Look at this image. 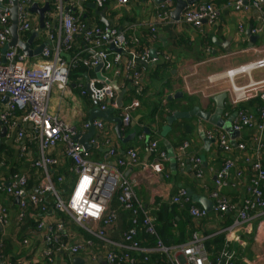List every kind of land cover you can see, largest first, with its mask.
<instances>
[{
    "label": "built area",
    "instance_id": "obj_1",
    "mask_svg": "<svg viewBox=\"0 0 264 264\" xmlns=\"http://www.w3.org/2000/svg\"><path fill=\"white\" fill-rule=\"evenodd\" d=\"M5 1L0 0V49L7 46L10 41V14L7 9L12 4L7 0L8 5H4ZM86 2H91L97 7H102L107 2L118 7H126L131 0H74L69 8L63 7L62 0H53V11L48 14V21L45 22L49 44L45 45L40 55L30 60L17 47H9L4 54L0 53V132L5 127V136L8 138L14 135L16 143H21L27 137L29 144H36L38 155L31 160L30 167L40 171L39 179L31 191L27 189L29 179L27 173L13 174L8 181L1 165L0 194L18 199L19 219L23 218L27 207H32L30 218L36 227L31 235L39 236L41 246L44 248L39 253L36 252L44 263H52L54 255L63 252L76 254L88 247V243L71 245L72 233L66 225L68 219L85 233L120 248L121 251L112 249L105 254V264H134L135 259L130 252L143 254L144 261H147L148 255L158 254L164 258L161 259L162 264H235L236 252L231 246L233 241L239 242V238H232L231 235L239 230L251 232L250 222L255 217L260 218L258 229L264 227V78L254 80L251 77L254 71L264 69V58L227 70L226 75L220 74L208 79L207 97L210 96L215 80L219 79L227 80L229 87L225 91L232 107L256 100L263 103L261 106L255 105L254 112L238 109L232 114H224L225 119L235 115L231 122L233 130L239 132V137L234 140L235 147L222 130L215 129L208 133V137L214 140L222 154V162L213 182L216 190L209 195L213 202V211L235 213L233 222L223 231L225 240L221 250L214 261H210L204 238L196 233L192 234L187 243L176 246H165L159 239L153 224L154 218L150 217L149 211L143 209L136 201L132 184L121 171L126 164L139 165L135 150L129 149L123 156L117 157V151L110 147L107 156L116 157L113 166L106 162L88 161L84 148L74 140L77 135L76 129L50 113L52 89L56 88L59 91V102L67 97L70 94V70L78 63L87 69L101 65L100 71L114 70L117 76L124 75L130 79L134 93L140 96L144 91L143 79L146 74L144 66L151 69L159 61L168 60V57L158 53L151 54L149 49L137 51L136 37H133L134 47L129 48L124 32L115 26L102 29L82 22L75 11L80 10ZM1 6H5L6 9L2 10ZM232 7L242 13L255 10L259 21L256 32L264 28V0H233ZM165 8L159 18L166 22L169 11L166 12L167 6ZM17 13V32L21 37L27 31H37L36 28L33 29L32 14L28 11L25 1L17 5ZM219 14L218 8L209 2L195 3L182 11L181 22L201 29L204 24L214 25ZM76 36L82 38L86 58L81 57L79 52L69 55ZM110 46L120 52L111 51ZM63 53L69 55L68 60L62 56ZM120 64L123 68H119ZM119 69L121 72H118ZM79 88V96L90 97L95 108L101 111L117 109L115 92L108 83L91 79L85 87ZM140 105V100L134 98L121 108L122 126L129 125L132 111ZM92 124L98 130L103 129L101 120H94ZM83 127L87 130L88 124L84 123ZM243 136L248 143L241 141ZM60 143L63 144L61 155L68 158L72 164L69 169L71 175L75 173L77 176L74 183H69V190L64 196L57 192L52 176V169L60 163L59 157L49 153ZM21 149L19 157L25 155L27 150L25 146H21ZM234 149L241 156V164L249 169L250 177L247 176L249 177L247 182L243 181L244 168L237 167L240 163L239 158L232 155ZM187 151L188 144L185 142L180 146L179 152L194 168L196 178L201 179L200 159L186 155ZM149 152L157 155L154 157L156 160L147 166L154 173H161L163 164L168 161L166 152L157 151V143L154 141L149 144ZM181 158L178 165L184 169L185 162ZM56 179L59 183L66 180L62 176ZM228 186L236 189L237 194L243 191L244 197L238 198V202H232L229 196L220 193L221 189ZM116 195L119 207L133 215L130 228L122 234L121 244L109 241L105 232V229L115 225L118 217L117 209H111L112 199ZM189 200L186 190L179 189L169 198V203L183 206ZM188 212L196 219L208 213L195 206H190ZM7 213V208L0 205V226L7 224ZM137 218L140 219L144 233L155 239V245L144 246L142 241L140 243L136 237ZM30 240L24 239L22 245L28 246ZM176 254L179 255L178 258ZM88 261L96 263L94 255H91ZM0 264L11 263L9 259L4 261L0 254ZM16 264L31 263L18 261Z\"/></svg>",
    "mask_w": 264,
    "mask_h": 264
},
{
    "label": "crops",
    "instance_id": "obj_2",
    "mask_svg": "<svg viewBox=\"0 0 264 264\" xmlns=\"http://www.w3.org/2000/svg\"><path fill=\"white\" fill-rule=\"evenodd\" d=\"M42 6L46 1L49 3L52 10L47 12L44 18V29L40 28L38 17L32 15L33 29L37 31H27V36L30 37L32 33L35 34L30 49L34 50L41 44H49L48 30L45 28V22L48 21V14L53 11V0H32ZM74 0H62L64 8H69ZM204 2H211L220 11L219 18L214 25L209 26L204 24L201 29H195L190 25L183 24L180 21L174 22L168 15V20L161 21L159 16L167 6L168 11H172L176 5L174 0H167L163 3H155V0H131L126 7H118L111 2H107L102 7H97L91 2H86L81 6L80 10H76V15L82 17L86 24H99L107 21L110 27H117L124 32H131L134 37L140 38L141 43H145L149 50L154 53L168 57L166 62L159 61L155 72L161 64H166L167 68L161 70L158 78L151 77L146 72L143 79L144 91H142L141 105L132 111V120L128 126L122 127V140H130L127 143L118 140L114 127L115 124L111 122H103V129H96L95 136L89 140L90 149L85 150L86 159L92 162H106L109 165H114L116 157L107 156L110 147L117 151V157L123 156L128 149H133L138 155L139 165L126 164L122 169L123 175L131 182L135 193V199L140 206L146 211H149V216L154 217L155 210H159L162 206L170 208L169 198L174 196L179 189L190 190L194 195L205 196L209 198L207 185L212 188L214 177L219 170L222 162V154L218 150L213 139L208 137V133L217 129L215 126L202 121L201 119L190 116L186 119L176 120L170 125V130L165 137L160 136L161 128L167 124L166 118L171 116L174 112H190L197 107L203 112L213 114L215 111V104L212 98H208L209 92L206 88L209 86L208 79L215 78L224 71L251 63L255 60L264 57V28L260 32H256V27L259 24L258 13L255 10H250L246 13L235 11L232 7L233 0H202L197 4ZM4 5H8L7 0ZM94 5V7H92ZM103 14L104 19L99 14ZM51 22V21H50ZM48 22V23H50ZM103 24V23H102ZM104 28L106 27L103 24ZM152 27H155L154 29ZM153 29V31H152ZM247 31L250 35H247ZM26 36V37H27ZM209 36L211 44L207 43L206 38ZM24 37V36H22ZM253 37V39H251ZM21 38V37H20ZM26 39V38H25ZM252 40V41H251ZM215 43L217 45H215ZM222 45L228 49L226 52L222 49ZM85 48L81 36H76L74 39L73 52L81 53V57L86 58V53L83 52ZM2 49H0V53ZM76 52V53H77ZM37 57L29 58L34 60ZM123 68L122 64L119 65ZM154 69L151 68V70ZM84 77V81L80 84L85 87L86 83L91 79L101 80L108 83L111 87L115 82L118 89L124 91L122 98V107L131 102L130 93L134 91L129 78L124 75L117 76L114 70L100 72L101 77H97L94 69H88ZM263 70V69H261ZM260 71V70H257ZM254 71V72H257ZM121 72V70H118ZM150 72V71H149ZM253 72V73H254ZM253 73L251 77L253 78ZM260 72L254 75V80L264 78V74ZM225 81L215 80L212 85L210 94L218 91L226 90L229 85ZM162 88V89H161ZM161 89V90H160ZM163 92L161 99L162 105H168L165 122L157 129L156 125L152 124L151 128L147 126H140L139 120L145 115H150L152 109L151 103L158 97V92ZM115 102L117 98V91H115ZM181 94L177 97L176 95ZM176 96V97H175ZM143 98V100H142ZM91 102V106L89 103ZM142 101L145 103L142 104ZM94 104L90 97H80L78 90L74 83L70 82V94L59 102V91L56 88L52 89L49 110L53 115L58 116L61 120L70 124L76 129V134L79 132L86 133L84 130V123H87L89 112L94 108ZM121 107V108H122ZM121 108L112 109V117L121 118ZM157 108V107H156ZM248 111L254 112L255 105L252 108H247ZM156 119L162 117L160 111L155 114ZM222 118L223 115H222ZM155 120V121H159ZM131 123L133 125H131ZM126 128H128L126 130ZM186 128H190V133H185ZM143 129V131H141ZM1 133V132H0ZM146 134H149L146 136ZM12 142L18 146V153L20 154L21 146L26 147L24 157V164L21 170L10 173L6 170L8 167L4 163V156H1L0 167L6 173L7 180H11L13 174L27 173L29 171L30 162L37 158L38 150L36 144H29L28 138L25 137L21 143H16L14 135L10 137H1L0 140ZM151 141L157 143V147L165 146L163 141H167L173 150L176 168L172 169L171 163L166 161L163 164L161 173H154L147 165L154 162V153L149 152V144ZM187 142L188 151L186 155L200 159V166L202 178L197 179L194 175L195 170L187 162V159L182 157L179 152L180 146ZM9 144V143H8ZM11 145V143L9 144ZM13 145V144H12ZM33 146V147H32ZM63 144H58L53 150L49 151L53 156H58L60 161L57 168H62L68 163L72 166L68 158L61 155ZM166 152V149L164 150ZM153 154V155H152ZM167 154V153H166ZM182 157V158H181ZM185 162L184 169L178 165L179 159ZM146 165V166H144ZM9 166V165H8ZM237 167L244 168L243 181L247 182V174L245 170L247 167L238 163ZM31 168V167H30ZM24 169L25 172H24ZM37 170V169H36ZM40 171L38 170V177L35 178L37 183ZM62 176L58 175L57 177ZM30 177V176H29ZM28 177V178H29ZM65 178V176H62ZM76 174L72 173L71 177L66 179L63 183H74ZM36 183L34 185H36ZM31 190V189H28ZM33 190V189H32ZM31 190V191H32ZM69 188L67 189V191ZM223 194L231 197L237 196L243 198V191L237 194L236 189L231 186L221 189ZM17 198L10 197L5 194H0V205L7 208V224L1 226L0 232L4 240H9L15 255V261H26L31 264L44 263L39 258L40 250H43L40 243L39 236L33 237L32 230L24 231V236L21 237L22 225L24 224L27 213H24L22 219H19ZM236 200V198H234ZM18 201V200H17ZM238 202V200H237ZM193 203V202H192ZM201 208L199 205L197 206ZM114 208V207H113ZM118 208V207H117ZM115 209V208H114ZM118 214V212H117ZM156 215V214H155ZM235 214L218 213V216H211L207 221H198L193 219L192 230L195 227L202 238L215 237L217 235H224V229L229 226L234 220ZM65 220V217H62ZM178 220V218H177ZM229 221V223H227ZM260 218H253L250 222L251 232L236 231L231 235L232 238L238 237L239 242L233 241L232 248L241 263L244 264H264V227L258 229ZM66 225L72 233V243L82 244L88 243V247L76 254L63 252L54 255L53 261L50 264H103L105 262V254L112 249H119L117 246H111L104 241L99 240L95 236L85 233L75 223L66 219ZM129 215L124 212L119 213L117 223L112 228L105 229L106 238L114 243H122V234L129 228ZM29 228V227H27ZM27 228L25 230H27ZM193 233V232H192ZM192 233H189L187 243ZM21 237V238H20ZM33 237V239H32ZM23 238V239H22ZM140 240H146L145 235H139ZM21 239V240H20ZM24 239H31L28 246H23ZM150 242L149 245L153 246ZM174 245V244H170ZM180 245V244H178ZM38 251V253L36 252ZM121 251V250H120ZM94 255L96 263H90L89 257ZM11 255L6 258H10ZM178 258L179 255L176 254ZM48 264V263H45Z\"/></svg>",
    "mask_w": 264,
    "mask_h": 264
},
{
    "label": "trees",
    "instance_id": "obj_3",
    "mask_svg": "<svg viewBox=\"0 0 264 264\" xmlns=\"http://www.w3.org/2000/svg\"><path fill=\"white\" fill-rule=\"evenodd\" d=\"M209 3H211V2H209ZM80 20L82 22L86 23L85 20L82 17H80ZM91 27H101L102 29L104 28L103 24L100 23V22H99V24H97V23L96 24H92ZM23 36L24 37H22V39H24V40L29 38L27 36V32L24 33ZM133 37L134 36H133V34L131 32H125V38H126V41H127V44H128L129 48L134 47V45L132 44L133 43V39H134ZM137 39H138V44L135 46V49L137 51H142L144 49H148L147 47H144V46H146L144 42L141 43L140 38H137ZM206 40H207L208 44L209 43L211 44L209 36L206 38ZM76 52L77 51L73 52V48H72V50L69 52V55L72 56ZM164 62H166V61H164ZM159 63L160 62H158L154 66V69H152V70L150 68L146 69V67L144 66V68L146 70L145 72L149 73L151 75V77L158 78V75H159L158 73L161 70H165L167 68L166 64H161L158 67L157 71L155 72L156 67L159 65ZM88 71L89 70L85 66H83L81 63H78L75 68H72L70 70L69 80H70V82L75 84L76 89L78 90V92L80 91L79 86L84 81V77H85L86 73H88ZM158 95H159V97L154 102L151 103L152 109H150V111H149V112H151V114L150 115H145L144 117H142L139 120L140 126H147V127L151 128V125L154 124V125H156L157 129H160L161 125L165 122V116L167 114L165 110L167 108H170V107L168 105H166V106L162 105V103H161V99L163 98L164 93L159 91ZM141 96L142 95H140V96L136 95L134 93V91H132L130 93V98L129 99H132L134 97V98L140 100ZM142 100H143V98H142ZM89 103H90V106H91L90 100H89ZM140 103H141V101H140ZM144 103L145 102L142 101V104H144ZM262 104L263 103L261 101L256 100V101L241 103V104L237 105L236 107H232L230 104L226 103V101H225V110H226L227 114H232L233 112H235L238 109L246 111L247 108H252L254 105L261 106ZM159 111L162 114V117L160 118V120L156 119V116H155V114L158 113ZM17 115H19V114H17ZM155 120H159V121H155ZM127 129L128 128H126V130ZM141 131H143V129ZM190 131H191L190 128H186L185 133H190ZM5 140L4 139L0 140V160L2 159L1 156L5 157L4 163L8 167V169L6 171L10 172L12 174V173H15V172L21 170V166L24 164V157H19V155H18L19 154L18 153L19 152L18 151V146L16 144H14L12 142L5 141ZM241 141H246L248 143L246 137H244V136L241 138ZM8 143L9 144L11 143V145H9ZM263 144H264V141H263ZM164 150L165 149H164L163 146L160 148V150L157 147V151H164ZM118 155H122V154H118ZM156 155L157 154L154 153V157H156ZM232 155L237 157V158H239V162L241 164V159H240L241 156L239 155L237 150L234 149L232 151ZM70 167H71V165H70V163H68L66 166H64L62 168L55 167V168L52 169L53 181L56 184L55 188H56L57 192L59 193V195H61V196H64L65 193L67 192L69 183H59L56 178H57L58 175L65 176L66 179L70 178L71 177V173L69 171ZM28 168H29L28 177L29 176L30 177L28 179L27 189H31L32 190L33 189V185L36 183L35 178L38 177L37 176L38 175V170H36L34 168H30L29 165H28ZM25 170L26 169H24V172H25ZM248 170L249 169L246 168L245 173L247 174V176L250 177V174H249ZM249 177H247V179H249ZM207 188H208V195H210V193L212 191L216 190L214 186L212 188H210L207 185ZM220 193H223V192L220 191ZM263 193H264V190H263ZM10 197L11 196H9V198ZM116 197H117V195L115 196V198L112 199L111 209H114V208L117 209V212H118L117 220L119 218V213L124 212V214H128L129 215V223L131 224V220L133 218V215L129 211H125V210H123V209H121L119 207V203L117 202V198ZM234 198H236V200ZM230 199H231L232 202H237V196L231 197ZM190 206L197 207L198 205L192 203L191 200H189L188 203H184L183 206H180L178 204H173V205H170V208H165V206H162L159 210L157 209V210L154 211L155 212L153 214V216H154L153 217L154 218V221H153L154 228H155V230L157 232V235H158L159 239L162 241V243L165 246H172L170 244H174L173 246H176L178 244L186 242L188 237H189V233H192V232L199 235V233H198V231L196 230L195 227L192 230L193 219H194V221L198 220V221H204L205 222L208 219H210L211 216H214V215L218 216V213H219V212H216V211L208 212L204 217L196 219V218H193V217H191L189 215L188 210H189ZM32 212H33L32 211V207H27L26 213L29 216H27V218H25L24 224L22 225L21 237L25 235V233H23L24 231L27 234L28 229L33 231L35 229V227H36L35 222L30 218V214ZM229 213H231L232 215L235 214L233 212H229ZM225 214L226 213H222V216L225 215ZM59 215H62V214H59ZM139 215L140 214H138V216ZM177 218H178V220H177ZM117 220H116L115 224L117 223ZM137 221H138V232H137V236L136 237L140 240V238H139L140 234L146 236V240L144 242L142 240H140V243L142 241V245H144V246H145V243H146V245H149L150 242L152 244V241H153V243H155V239L153 237L148 236L147 234L144 233V230H143V228L141 226V222H140L139 218H137ZM232 222L233 221H231V223ZM227 223H229V221ZM231 223L229 225H231ZM130 226L131 225H129V228H130ZM27 227H29V228H27ZM26 228H27V230H25ZM127 230L124 231V232H127ZM224 240H225L224 235H217L215 237H210V238H206V239L204 238V245H205L207 251L209 252L210 261H214V259L217 257L218 252L221 250V248L223 246ZM0 241H1V243H0L1 244V246H0V254H1L3 260L5 261L6 259H9V262L11 264H16L15 258H13L15 255L12 252L13 245H12V243L9 240H4L2 238L1 232H0ZM129 254L135 259V263L134 264H162L161 263V259H164L163 257H161L158 254H150V255L147 256V261H144V255L143 254H140L138 252H130ZM9 255H11L10 258H6ZM234 262H235V264H244V263L240 262V260L238 259L237 255L234 256ZM34 264H40V263H34ZM42 264H45V263H42Z\"/></svg>",
    "mask_w": 264,
    "mask_h": 264
},
{
    "label": "water",
    "instance_id": "obj_4",
    "mask_svg": "<svg viewBox=\"0 0 264 264\" xmlns=\"http://www.w3.org/2000/svg\"><path fill=\"white\" fill-rule=\"evenodd\" d=\"M21 1H25V3L28 6V11L30 12V14L36 15L38 17V21H39V25H40L41 29H44V18L46 16L45 14L47 12H49L50 10H52L49 3L46 0H45L46 2L42 6H39L38 3L33 2L32 0H10L12 5L7 9L9 14H10V17H9L10 41H9V44L1 50V52H2V54H4L8 50L9 47H17L28 58L38 57L40 55V53L42 52V49L45 47V44H41L36 49L31 50L30 45H31V42H32L35 34L32 33L28 39L24 40V39H22V37L17 32L18 31L17 30V27H18L17 5ZM164 1H167V0H155V3L159 4V3H163ZM174 1L176 2V5H175L174 9L169 12V16L173 21H178L180 19V15H181L182 11L187 6H191L195 3L201 2L202 0H174ZM92 7H94V5H92ZM1 8H2V10L6 9L5 6H1ZM99 15L102 19H104L103 14L100 13ZM102 21H103L102 23L106 27H110V24L107 21H104V20H102ZM247 35L248 36L250 35L249 31H247ZM251 39H253V37ZM215 45H217V44L215 43ZM221 47L226 52H228V49L225 47V45H222ZM109 49L111 51L120 52V50L115 49L112 46H110ZM151 54H154L153 50H151ZM62 56L67 60L69 59L68 54L63 53ZM100 69H101V65L94 68V72L96 73L97 77H99V78L101 77ZM112 89L117 91L116 104H117V107L120 109L122 107V98L124 95V91L118 89L115 82L112 84ZM176 96L180 97L181 94L179 93ZM226 97H227V94L225 92H222V93L213 97V101L215 104V111L213 114L203 112L202 110H200L197 107L193 108L190 112H174L171 116L166 118L167 124L161 128L160 136L161 137L166 136L167 132L170 130V125L174 121L186 119V118H189L190 116H195V117L201 119L202 121L209 123L210 125L215 126L217 129H220L223 132H225L229 136V138L232 140L231 143L235 147L236 145H235L234 140L239 137V132L233 130L232 124H231L232 119L235 115H233L229 119H223L222 118V114H223V110H224V100L226 99ZM94 120H101L103 122L108 121V122L114 123L115 124L114 132H115L118 140L121 142H124V143H127V141L130 140L129 138L125 141L122 140V127L123 126H122L121 118L120 117H118V118L112 117V109L111 108L104 110V111H101V110L94 107L89 112V117L87 120L88 129L86 130V133L82 134L79 132L74 137V140L79 145H81L84 148V150L90 149L91 145L89 144V140L92 139L96 134V128L92 124ZM131 125H133V124L131 123ZM5 133H6V128L3 127L2 131L0 133L1 137H4ZM148 135L149 134H146V136H148ZM163 144L165 146L167 157L169 158V162L171 163L172 169H175L176 168V160H175L173 150L167 141H163ZM186 192H187V197L191 200V202L199 205L202 209H204L207 212L213 211V202L211 199L206 198L205 196L194 195L190 190H186ZM17 200L18 199L15 200L16 203L18 202ZM0 228H1V226H0ZM103 264H105V262Z\"/></svg>",
    "mask_w": 264,
    "mask_h": 264
},
{
    "label": "clouds",
    "instance_id": "obj_5",
    "mask_svg": "<svg viewBox=\"0 0 264 264\" xmlns=\"http://www.w3.org/2000/svg\"><path fill=\"white\" fill-rule=\"evenodd\" d=\"M168 10V9H167ZM170 17V16H169ZM181 22V15H180V19L178 20V21H174V22ZM182 23V22H181ZM184 24V23H183ZM109 28V27H108ZM124 32V31H123ZM124 34H125V32H124ZM161 61H164V60H161ZM222 92H225L226 93V91L225 90H223V91H218V92H216V93H214V94H210V96L208 97V98H212V100H213V97L214 96H216V95H218V94H220V93H222ZM227 94V93H226ZM229 97H228V95H227V97H226V99L224 100V110H223V117H224V114H226L227 112H226V110H225V101H226V103H228L229 104V99H228ZM223 119H225V117L223 118Z\"/></svg>",
    "mask_w": 264,
    "mask_h": 264
},
{
    "label": "rangeland",
    "instance_id": "obj_6",
    "mask_svg": "<svg viewBox=\"0 0 264 264\" xmlns=\"http://www.w3.org/2000/svg\"><path fill=\"white\" fill-rule=\"evenodd\" d=\"M166 12H168V10H167ZM263 58H264V57H263ZM258 72H260V73L258 74V76H259L260 74H264V69H263V70H260V71H257V72H254V73H253V78H255L254 75H255L256 73H258ZM226 73H227V71H224V72L221 73V74L226 75ZM64 201H65V198H64Z\"/></svg>",
    "mask_w": 264,
    "mask_h": 264
}]
</instances>
